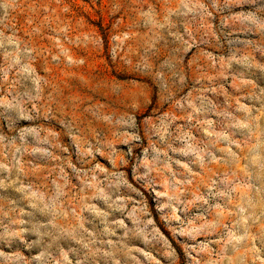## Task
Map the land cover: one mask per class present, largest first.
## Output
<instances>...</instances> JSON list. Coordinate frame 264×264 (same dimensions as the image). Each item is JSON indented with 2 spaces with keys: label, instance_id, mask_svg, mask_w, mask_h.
I'll return each instance as SVG.
<instances>
[{
  "label": "rangeland",
  "instance_id": "374dc122",
  "mask_svg": "<svg viewBox=\"0 0 264 264\" xmlns=\"http://www.w3.org/2000/svg\"><path fill=\"white\" fill-rule=\"evenodd\" d=\"M0 264H264V0H0Z\"/></svg>",
  "mask_w": 264,
  "mask_h": 264
}]
</instances>
